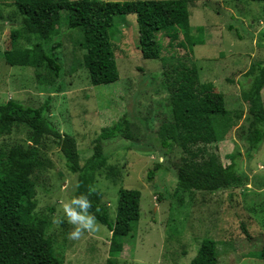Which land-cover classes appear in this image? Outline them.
Wrapping results in <instances>:
<instances>
[{
  "label": "rangeland",
  "instance_id": "374dc122",
  "mask_svg": "<svg viewBox=\"0 0 264 264\" xmlns=\"http://www.w3.org/2000/svg\"><path fill=\"white\" fill-rule=\"evenodd\" d=\"M188 8L192 32L200 33L197 27L202 26L204 42L184 49L170 46L166 35L159 33L160 59L142 58L135 14L115 15L109 37L119 79L93 85L83 65L82 34L67 27L66 10L60 12L55 37L60 42L55 49L61 65L59 76L42 67L7 64L4 50L26 47L37 39L25 34L12 43L11 30L21 28L22 15L14 0H0V103L13 98L37 107L50 96L48 118L60 132L74 136L81 163L91 155L93 140L101 129L127 114L133 139L116 137L104 142L110 168L96 178L112 220L118 190L141 191L140 218L135 230L122 238L117 264H189L205 237L217 241V264H264L259 256L264 238V141L250 157L240 134L247 111L241 84L248 83L245 72L251 65L264 61V1L190 0ZM183 64L198 69L203 90L224 95L230 126L222 139L205 148L225 165L234 161L240 172L248 175V181L240 186L212 193L182 191L175 177L181 153L175 150L162 156L155 150V131L171 117L164 71ZM261 98L264 104V87ZM28 135L25 125L3 135L0 158L19 145H30L43 159V167L32 175L36 186L34 214L50 218L47 234L55 241V254L63 264H105L111 239L105 225L97 222L98 231L70 240L67 234L73 226L66 219L59 226L53 223L55 217L64 218L62 204L72 197L75 175L66 168L52 138L33 143ZM157 162L164 167L148 180L147 172Z\"/></svg>",
  "mask_w": 264,
  "mask_h": 264
},
{
  "label": "trees",
  "instance_id": "16d2710c",
  "mask_svg": "<svg viewBox=\"0 0 264 264\" xmlns=\"http://www.w3.org/2000/svg\"><path fill=\"white\" fill-rule=\"evenodd\" d=\"M190 0H14L22 15L21 28L11 30L12 43L22 35H32L36 41L26 47H11L2 52L9 65L44 68L57 77L61 65L55 55L60 42L58 22L61 10H66L67 27L78 29L84 50L83 65L93 85L107 84L119 79L115 53L109 29L115 15L135 14L138 27V46L142 58L160 59L162 45L158 34L164 33L170 46L192 49L201 38L190 25ZM263 2L264 0H251ZM180 35L182 38L179 40ZM164 75L169 91L171 117L164 119L155 131L154 147L162 156L173 151L181 153L175 167L177 188L182 191L216 192L240 186L248 175L240 172L235 162L223 164L217 155L206 153L205 146L219 141L229 128V110L224 95L218 91L201 88L198 69L191 65H177L166 69ZM248 83L241 84V98L247 105L245 126L241 137L247 144V154L256 150L264 141V104L261 90L264 87V61H257L245 72ZM51 97L47 96L37 107L25 105L9 98L0 103V138L13 128L25 125L28 138L39 143L43 137L52 138L59 146L68 171L75 175L73 196L95 192L89 196L90 211L97 222L111 232L108 257L105 264H117L116 257L123 249L122 238L137 227L140 218L141 191L121 187L118 190L114 219L110 218L107 205L102 202V192L97 186V174L107 169L108 156L105 141L120 137L130 141L133 134L127 114L110 126H105L93 140L92 153L81 163L79 149L72 135L62 133L48 118ZM14 147V146H13ZM17 147V146H16ZM130 144L126 148H130ZM36 149L19 145L0 158V264H63L55 254L54 239L47 234L51 226L49 217H37L36 186L32 175L44 165ZM235 155L231 158L234 159ZM162 162L148 170L147 179L163 168ZM110 168V167H109ZM71 197V198H72ZM162 197H159V200ZM244 231H246L244 229ZM264 261V238L259 249ZM217 241L210 237L201 240L189 264H217Z\"/></svg>",
  "mask_w": 264,
  "mask_h": 264
},
{
  "label": "clouds",
  "instance_id": "9594fccd",
  "mask_svg": "<svg viewBox=\"0 0 264 264\" xmlns=\"http://www.w3.org/2000/svg\"><path fill=\"white\" fill-rule=\"evenodd\" d=\"M95 192L94 187H89L88 194L73 196L69 202L62 204L64 218L55 217L53 223L59 226L64 222L72 225V229L67 234L70 240H79L84 237L85 233H94L99 230L96 216L90 211L92 201L89 196Z\"/></svg>",
  "mask_w": 264,
  "mask_h": 264
}]
</instances>
